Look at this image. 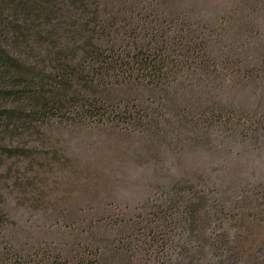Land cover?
<instances>
[{"label":"rangeland","instance_id":"374dc122","mask_svg":"<svg viewBox=\"0 0 264 264\" xmlns=\"http://www.w3.org/2000/svg\"><path fill=\"white\" fill-rule=\"evenodd\" d=\"M45 8L30 41L38 61L50 40L63 47L78 32L68 49L77 64L91 39L108 56L164 51L182 72L174 89L87 77L84 96L74 88L60 115L8 140L0 246L31 259L49 250L62 264H264V0ZM152 29L170 37L166 46L149 44ZM202 43L206 63L195 64ZM88 100L132 117L80 119L73 110Z\"/></svg>","mask_w":264,"mask_h":264},{"label":"trees","instance_id":"16d2710c","mask_svg":"<svg viewBox=\"0 0 264 264\" xmlns=\"http://www.w3.org/2000/svg\"><path fill=\"white\" fill-rule=\"evenodd\" d=\"M48 1L0 0V163L3 152H8L10 156L15 152L8 140L60 115L67 108L69 93L74 88H77L74 90L77 96H84L82 83L87 77L97 80L111 73H118L128 78H141L154 87L164 85L167 89H174V82L181 76L178 64L164 51L144 53L141 49L134 55L114 53L108 56L91 43V39L84 41L87 62L77 64L74 62L77 53L68 49L71 48L70 44L75 45L77 37L81 38L78 32L74 33L75 37H68L63 47L60 42L62 37L57 41L48 38L49 53L38 61L39 57L30 41L33 38V26L36 20L44 17ZM87 1L61 0L64 7H71L70 11H85ZM53 14L55 13H47L45 20L49 22ZM152 30L149 44L166 46L171 40L166 34L159 36L156 29ZM50 36L54 37L55 34L51 33ZM191 36L190 33L189 42L195 45L196 40ZM207 47V44L202 43L197 51L193 50L195 64L199 61L201 65L206 63ZM56 48L59 50L54 51ZM52 66L54 67L51 68ZM89 102L90 100L85 104L77 103L74 108L73 112L80 119L107 116L108 120H129L132 117L128 110L123 109L111 111L107 115L108 111L104 107L90 105ZM49 252L47 250L42 256L37 253L36 256L41 258L31 259V256L16 246L5 243L0 246V264H62L59 262V255L50 257ZM82 264L94 263L83 261ZM95 264L113 263L109 259L98 258Z\"/></svg>","mask_w":264,"mask_h":264}]
</instances>
